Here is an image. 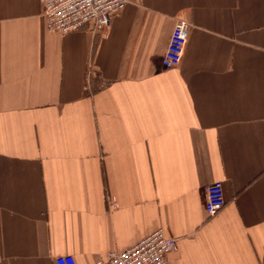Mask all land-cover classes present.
<instances>
[{"label":"crops","instance_id":"obj_1","mask_svg":"<svg viewBox=\"0 0 264 264\" xmlns=\"http://www.w3.org/2000/svg\"><path fill=\"white\" fill-rule=\"evenodd\" d=\"M128 1L61 35L0 0V264H97L158 228L170 264H264V0Z\"/></svg>","mask_w":264,"mask_h":264},{"label":"built area","instance_id":"obj_2","mask_svg":"<svg viewBox=\"0 0 264 264\" xmlns=\"http://www.w3.org/2000/svg\"><path fill=\"white\" fill-rule=\"evenodd\" d=\"M48 31L66 35L91 25L95 31L109 27L112 14L123 8L128 0H40ZM191 23L178 19L172 30L167 50L162 58L165 69L178 67L187 47ZM206 213L215 216L225 205L223 184L216 181L206 189ZM177 238L168 236L164 228L143 237L136 244L108 252L97 264H170L169 254L177 250ZM57 264H77L71 254L56 258Z\"/></svg>","mask_w":264,"mask_h":264}]
</instances>
